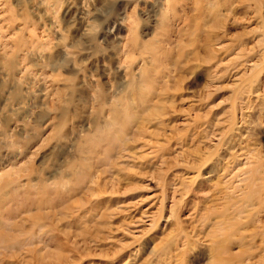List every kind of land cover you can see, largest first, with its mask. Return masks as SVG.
<instances>
[{"label": "rangeland", "instance_id": "374dc122", "mask_svg": "<svg viewBox=\"0 0 264 264\" xmlns=\"http://www.w3.org/2000/svg\"><path fill=\"white\" fill-rule=\"evenodd\" d=\"M262 26L264 0H0V264H264Z\"/></svg>", "mask_w": 264, "mask_h": 264}, {"label": "bare ground", "instance_id": "6f19581e", "mask_svg": "<svg viewBox=\"0 0 264 264\" xmlns=\"http://www.w3.org/2000/svg\"><path fill=\"white\" fill-rule=\"evenodd\" d=\"M262 28H264L263 26H262ZM260 42H263L262 43V45H263V48H262V54L264 55V34H262L261 35V37H260V40H259ZM244 64V63H243ZM245 65H246V63H245ZM248 67H247V69H249V71L250 72H252L253 71V73L254 74H256V76L257 75H259L260 74V64H251L250 63V65H247ZM242 68V67H241ZM244 71H245V73H246V69L245 70H243L242 72V74H241V72H240V74L241 75H244ZM238 74V73H237ZM257 81H258V79H255L254 81H252L251 82V84H250V93H252L253 95H254V93H255V97L256 96H258V95H260V93L258 94V90H257V88H258V83H257ZM249 93V92H248ZM248 95V94H247ZM255 97H254V99H255ZM259 97V96H258ZM242 101L244 100V102H242L243 104L242 105H248V103H250V99L248 98V97H246V98H243V99H241ZM247 109V108H246ZM241 114L243 115V116H241V117H246V112H241ZM238 130V129H237ZM233 151V150H232ZM228 155L230 156V157H233V155H234V153L233 152H230V153H228ZM238 156V155H237ZM240 156V155H239ZM246 156V155H245ZM246 158V157H245ZM248 158V157H247ZM244 159V158H243ZM249 166H250V162L248 161V159H245L244 161H242V162H240V163H238V162H235V167H237L238 168V179L236 178L235 180H236V182L233 184L231 181L229 182V184L230 185H232L231 186V189H232V192H234V194H237V196L239 197H241V196H244V195H246V194H248V189H250L251 187H253V185L252 184H250V181H249V177L247 176V173H248V169H249ZM234 167V166H233ZM240 167V168H239ZM232 169V168H231ZM232 173H234V171L233 172H231L230 174H232ZM220 174V173H219ZM231 176V175H230ZM229 176V177H230ZM188 177V176H187ZM226 177V176H225ZM227 178V177H226ZM231 180V179H230ZM234 180V181H235ZM226 183H228V182H226ZM222 184V183H221ZM224 184V183H223ZM222 184V185H223ZM229 186V185H228ZM227 186V187H228ZM250 193H254V191L252 190ZM172 199L170 200V203H171V207L172 206H175V204L177 203V200H175V198H174V194H172V197H171ZM121 210H123V209H121ZM172 210V209H171ZM124 211V210H123ZM133 213V212H132ZM145 215V214H144ZM150 216V215H149ZM137 217H139V216H137ZM154 217L155 216H153V217H151V219H150V223H152V222H154ZM141 220V219H140ZM218 220V219H217ZM142 221V220H141ZM149 223V224H150ZM227 225H226V227H229V224L227 223V222H225ZM142 224V223H141ZM213 224H214V226H222L224 223L222 222V223H220L219 221H214L213 222ZM137 228H139L138 226H137ZM223 228H225V227H223ZM128 229V228H127ZM137 230V229H136ZM128 231V230H127ZM140 231H142V230H140ZM138 232H139V230H138ZM135 235V234H134ZM225 236H227V235H219V236H217L216 238L215 237H211V239L209 240L210 241V246L211 247H221V241H222V238H224ZM226 238V237H225ZM222 249V248H221ZM212 264H229V262L228 261H226L225 259H219V258H217V257H215V256H212Z\"/></svg>", "mask_w": 264, "mask_h": 264}]
</instances>
